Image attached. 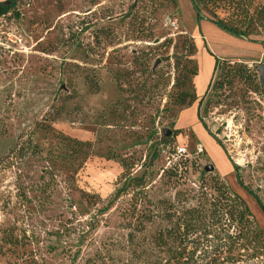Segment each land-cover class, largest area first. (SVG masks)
Masks as SVG:
<instances>
[{"label":"rangeland","instance_id":"obj_1","mask_svg":"<svg viewBox=\"0 0 264 264\" xmlns=\"http://www.w3.org/2000/svg\"><path fill=\"white\" fill-rule=\"evenodd\" d=\"M174 1L19 0L18 16L0 19V264H173L176 243L157 247L153 236L190 209L203 231L185 242L190 264H264V45L251 42H264L254 12L264 0H252L249 40L197 23L188 0ZM215 15L229 12L220 5ZM214 58L245 65L250 89L207 92ZM193 86L242 184L197 102L180 105ZM120 163L143 175L142 192L114 198ZM173 163L176 178L164 173ZM211 200L247 208V240L234 237L237 214L217 213Z\"/></svg>","mask_w":264,"mask_h":264},{"label":"trees","instance_id":"obj_2","mask_svg":"<svg viewBox=\"0 0 264 264\" xmlns=\"http://www.w3.org/2000/svg\"><path fill=\"white\" fill-rule=\"evenodd\" d=\"M19 0H6L5 2H0V19L4 16H6L9 13H13L15 16H18L17 12L15 11L17 2ZM56 2H60V0H55ZM168 4H171L173 7H175V1L174 0H164ZM191 8L193 10V13L195 15L196 22L199 23V20H207L208 22L216 25L218 28L226 31L227 33L239 38V39H246L249 40V37L252 35L251 30L249 29L252 23V16L249 15V9L252 5V0H188ZM222 6V8L225 11L229 12L228 19L225 18H217L215 15V10ZM254 12L260 15V20H264V4H261L254 9ZM234 19V20H233ZM233 20L234 22H231ZM186 43V52L188 57H193L195 54V45L191 38L186 37L185 39ZM253 43L262 44L264 45V42L258 43L257 41H251ZM206 49L207 46L205 45ZM208 52V49H207ZM209 53V52H208ZM210 54V53H209ZM211 55V54H210ZM188 62H192L191 60H188ZM189 77L188 78H195L198 74L197 67L195 65L192 66L191 71L188 72ZM214 75L216 77V80L210 83V86L207 90H213V91H223V90H230L239 83L247 84V89L249 88V85H252L255 80V76L249 71L247 67L243 64L238 63H232L228 60H218L214 58ZM187 80L186 78L183 79ZM254 86V85H253ZM256 85L254 87L253 92L256 91ZM206 92V93H207ZM205 96V95H204ZM204 96L200 99L197 98L194 90V86L192 88V93L187 92H181L180 97V105H183L185 108H190L194 103L197 102V118L204 130L207 132V134L215 141V143L222 149L223 153L225 154L227 160L230 162V159L226 155L224 148L220 144V142L210 134L207 127L204 125V123L201 121L199 117V109L202 104ZM71 144V143H70ZM84 145L80 142L75 141L72 142L71 147L69 148L70 154L75 155L76 157L80 156L82 152V148ZM200 152V151H199ZM234 173L236 175L237 181L241 183L239 176L236 174L237 167H235L232 162H230ZM181 163H173L172 166L164 171L167 176L170 177H177V169H179ZM121 168L124 170V173L126 172V175L123 180L122 187L117 189L114 193V198L119 197L121 194H125L126 191L131 188L136 190L135 193L142 192L145 187V183L143 181V175L141 177H131V173L129 172V167L125 165V163H120ZM218 195L223 197L225 189L218 188L215 190ZM250 192V191H249ZM250 194H252L250 192ZM134 195V192H133ZM136 195V194H135ZM223 195V196H222ZM253 195V194H252ZM257 203L261 206L257 198L253 195ZM227 200V199H226ZM210 206L214 207L217 210V213H221V215H226L232 218V213L237 214V218L239 220V231H236L235 236L237 239H244L246 238L247 230H244V228L247 226L245 221V218L247 216H250L249 212L247 211V208L243 206L241 202H238L236 200L226 201V203H229V205L221 206L220 203H218L216 200H211ZM231 203V204H230ZM233 203V204H232ZM242 204V205H241ZM242 206V208H241ZM225 207H228V210H226ZM262 207V206H261ZM241 208V209H240ZM263 209V207H262ZM185 214H182V219L179 223H177L176 226L173 228H170L167 232H164L159 230L157 233L153 236V243L157 247H162L167 244L166 240H170V245L176 243V248L171 247L170 248V257L168 258L169 263L173 264H190L189 260L191 257L184 259L183 254L185 253V250L187 248V242L189 235L193 233V231L201 232L202 229L199 228V223L197 228H194V224L199 220L198 213L196 211H192L191 209L189 211H185ZM203 232V231H202ZM207 234L204 231V235ZM255 235L253 239L256 238ZM234 237H231V235H227V239H233ZM248 238V237H247ZM247 238L245 240H247ZM251 240V239H250ZM169 242V241H168ZM250 242V241H249ZM228 245V244H227ZM180 246V247H179ZM175 249V250H174ZM229 250V247L226 249ZM193 254V252H192Z\"/></svg>","mask_w":264,"mask_h":264},{"label":"water","instance_id":"obj_3","mask_svg":"<svg viewBox=\"0 0 264 264\" xmlns=\"http://www.w3.org/2000/svg\"><path fill=\"white\" fill-rule=\"evenodd\" d=\"M257 70H258V72H259V74H260V76H261V84H262V90H263V92H264V65H260L258 68H257ZM164 134H165V136H169V132L168 131H164ZM213 167L212 166H210V165H208L206 168H205V171L206 172H211V171H213Z\"/></svg>","mask_w":264,"mask_h":264},{"label":"built area","instance_id":"obj_4","mask_svg":"<svg viewBox=\"0 0 264 264\" xmlns=\"http://www.w3.org/2000/svg\"><path fill=\"white\" fill-rule=\"evenodd\" d=\"M197 150H199V148ZM174 156L177 158L188 156L186 148L185 147H175Z\"/></svg>","mask_w":264,"mask_h":264},{"label":"crops","instance_id":"obj_5","mask_svg":"<svg viewBox=\"0 0 264 264\" xmlns=\"http://www.w3.org/2000/svg\"><path fill=\"white\" fill-rule=\"evenodd\" d=\"M206 46L208 47V45L206 44ZM240 58H242V57H235V58H233V59H236V60H240ZM244 62V61H243ZM196 96H197V98L198 99H200V96H198L197 94H196ZM195 104H194V107H191L190 109H193V108H195ZM196 115V109H195V111H194V116ZM196 119V118H195ZM196 124H198V123H196ZM177 126H178V121H177ZM189 129V128H188ZM190 130V129H189ZM191 131V130H190ZM192 132V131H191ZM193 134V133H192Z\"/></svg>","mask_w":264,"mask_h":264}]
</instances>
